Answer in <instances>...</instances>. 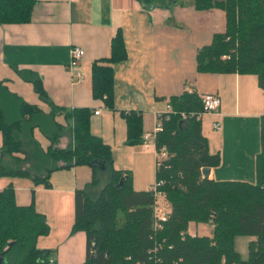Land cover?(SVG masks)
<instances>
[{
	"label": "crops",
	"instance_id": "0c3cea01",
	"mask_svg": "<svg viewBox=\"0 0 264 264\" xmlns=\"http://www.w3.org/2000/svg\"><path fill=\"white\" fill-rule=\"evenodd\" d=\"M225 28L222 10L197 11L191 3L167 7L147 6L141 0H34L28 23L0 24V104L10 120L18 117L13 113L20 111L22 102L37 108L39 114L25 117L29 127L23 123L18 130L24 141L38 146L43 158L50 149L64 150L71 144L73 119L68 116L89 110L91 134L109 146L113 169L131 174L132 188L139 192L155 184V147L143 136L153 130L156 112L185 91L199 97L215 95L220 101L216 114L201 117L209 150L220 159L218 166L209 168L208 179L254 183L264 91L253 75L197 71L198 50L209 46L213 36ZM117 32L123 36L127 58L112 65L114 97L113 107L108 108L93 97L92 66L110 57ZM72 47L84 50L80 82L67 70ZM38 79L45 100L35 91L33 82ZM130 113L141 118L142 143L135 146L127 144L123 114ZM214 122H219V131L213 130ZM25 154H3L0 133V172L4 167L31 175L0 174V192L11 187L17 206L33 205L45 216L49 234L38 238L37 247L51 252L50 264H84L86 234L72 232L74 193L93 182L91 168H67L62 162L34 161L29 152ZM45 168H56L48 175V187L34 180L45 176ZM201 225L189 223L187 233L211 237L213 228L208 224L210 231L203 232Z\"/></svg>",
	"mask_w": 264,
	"mask_h": 264
},
{
	"label": "trees",
	"instance_id": "16d2710c",
	"mask_svg": "<svg viewBox=\"0 0 264 264\" xmlns=\"http://www.w3.org/2000/svg\"><path fill=\"white\" fill-rule=\"evenodd\" d=\"M141 1L147 6L166 2ZM191 4L197 11L222 10L226 23L224 33L215 34L209 46L198 50L197 71L253 75L264 91V0H191ZM33 6L34 0H0V24L28 23ZM126 58L123 36L117 32L110 57L92 66L93 97L103 100L108 108L113 107L114 97L112 65ZM33 85L45 100L41 81L35 80ZM167 102L176 114L163 121V131L156 137V150L165 147L167 156L156 165L155 182H164L160 190L169 214L158 229L154 225L153 192L134 191L131 174L113 169L109 146L90 132L87 109L68 116L73 119L71 144L64 150L50 149L43 158L38 146L24 141L18 130L27 122V115L39 114L37 108L22 102L18 117L10 120L0 104L3 154L29 152L34 161L38 158L62 162L67 168H91L93 182L74 193L72 232L86 234L84 264H264V122L254 183L204 179L201 170L218 166L220 159L218 153L210 152L202 133L200 97L185 91ZM181 113L188 115L185 120ZM123 115L127 144H141V118L133 113ZM54 169L45 168V176L34 177L35 182L48 187V175ZM105 172H109L108 183L95 189L98 175ZM0 174L31 176L27 171L4 167ZM189 223L213 225L211 237L190 236ZM48 234L45 216L33 205L17 206L11 187L0 192L1 264H50L51 252L37 247L38 238ZM238 238L251 239L245 257L236 248Z\"/></svg>",
	"mask_w": 264,
	"mask_h": 264
},
{
	"label": "built area",
	"instance_id": "2783aa9c",
	"mask_svg": "<svg viewBox=\"0 0 264 264\" xmlns=\"http://www.w3.org/2000/svg\"><path fill=\"white\" fill-rule=\"evenodd\" d=\"M83 56H84V50L80 47H72L69 50V63L67 65V70L70 76L79 82L83 80V77L79 72V67ZM200 100L202 104V112L198 114V118L201 119V117L205 114H214V113L216 114L220 105V101L217 96L206 94L201 96ZM98 114L99 112L94 113V115H98ZM172 114H176V112L173 111V109L167 102L163 111L156 112L155 126L150 133H147L143 136V140L145 142L152 141L153 142L152 145L155 147L156 137L160 132L163 131V121L170 120V116ZM180 115L181 118L184 120L188 116L185 113H181ZM212 128L215 131H219L220 130L219 122H214L212 124ZM145 146L148 147L149 143H146ZM166 156L167 153L165 147H162L159 151H157L155 147L156 165H158V162H160L162 159L166 158ZM163 184L164 182H155V184L151 188V192H153L155 199L153 205V216H154V225L156 229L160 227L161 222L166 221L169 214V211L166 209L163 202V198H164L163 192L160 190V186H162ZM210 226L213 228V225L210 224ZM222 264H224V261L222 262Z\"/></svg>",
	"mask_w": 264,
	"mask_h": 264
},
{
	"label": "rangeland",
	"instance_id": "374dc122",
	"mask_svg": "<svg viewBox=\"0 0 264 264\" xmlns=\"http://www.w3.org/2000/svg\"><path fill=\"white\" fill-rule=\"evenodd\" d=\"M177 4L175 5H187L189 3H191V0H176ZM155 4L159 5V6H172L173 4L170 3L169 0H166L165 3L161 4V2H155ZM18 115L13 113V116ZM27 122H25L26 124ZM29 127V124L27 123L26 128ZM20 168V166H19ZM109 180V172H105V173H100L98 175V186L97 188L100 189L102 187H104ZM199 228L201 229L200 231L203 232H209L210 231V227L208 224H202L201 226H199ZM248 243H249V239L247 238H238L236 240V248L237 250L240 252L241 256L245 257L247 254V247H248Z\"/></svg>",
	"mask_w": 264,
	"mask_h": 264
},
{
	"label": "water",
	"instance_id": "95a60500",
	"mask_svg": "<svg viewBox=\"0 0 264 264\" xmlns=\"http://www.w3.org/2000/svg\"><path fill=\"white\" fill-rule=\"evenodd\" d=\"M209 168H205V169H202L201 170V174H202V177L204 178V179H207L208 178V176H209ZM120 185H122V182H120ZM0 264H1V257H0Z\"/></svg>",
	"mask_w": 264,
	"mask_h": 264
}]
</instances>
